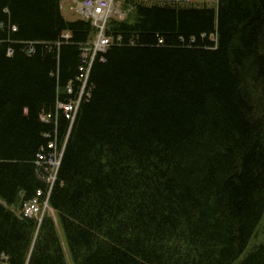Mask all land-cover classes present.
<instances>
[{
    "label": "trees",
    "instance_id": "16d2710c",
    "mask_svg": "<svg viewBox=\"0 0 264 264\" xmlns=\"http://www.w3.org/2000/svg\"><path fill=\"white\" fill-rule=\"evenodd\" d=\"M129 4L39 222L19 211L69 131L40 115L97 31L59 0H0V264H264V0Z\"/></svg>",
    "mask_w": 264,
    "mask_h": 264
},
{
    "label": "bare ground",
    "instance_id": "6f19581e",
    "mask_svg": "<svg viewBox=\"0 0 264 264\" xmlns=\"http://www.w3.org/2000/svg\"><path fill=\"white\" fill-rule=\"evenodd\" d=\"M82 1L83 0H59V8L61 10L62 15L65 17L64 11H67L70 12L73 15V17H75L73 20H69L68 18H65L67 21L90 22L93 25V27L96 29L98 34L96 33L94 39L90 40L89 42L82 43L81 45L78 46L80 53L82 55L81 65L79 68L80 73L74 81H70L68 83L66 88V93H67L66 98L62 99V95H61L62 91L59 89L58 99L55 104L54 113L48 115L43 112L40 115L41 121H43L44 123H51L53 121L55 126L58 125V121L60 117L63 116L64 119H66L69 122V131H68V135L66 136V140L64 141V143H62V145H59L57 136H53V135L51 136L50 134H46L45 137L49 139L47 145V151L44 152V150H42L44 154L41 152V155L39 156V159L36 162V166L39 170L40 179L45 180L50 190L49 192H45V193L44 191L39 190L32 200L27 201L22 205L19 211V213L21 214L23 212L24 206L37 201L36 204L39 208V212H42V210L44 212L39 217H37L36 220H38L39 222L42 221L43 216L48 211H53L52 207H50L49 205V197L51 195L50 192L53 189L58 179L69 134L78 118V115L80 113L83 104L86 103L91 98L92 88L90 87V77H91L92 69L96 64V62L99 63L106 62L107 60L106 54L115 44L114 42L115 38L107 34L108 24L113 17L119 18L117 20L124 19V12L122 8L123 3L121 0H116L115 5L113 6L111 12L108 13V15L102 17L99 16L97 18H94L92 16L90 17L91 18L90 20L79 11V7H80L79 5L83 3ZM132 2H136V0L135 1L132 0ZM133 6H134L133 4H129V6L127 7L131 9ZM95 9L96 7H93L90 4H85L83 11L85 14L91 15L93 14V12H95L94 11ZM105 38H108L111 42L107 46L102 45V41ZM72 39H73L72 33L70 31H64L60 40H58L54 44L38 43L37 45H45L46 47L55 45L57 48L60 49L62 45H64L66 42L69 43ZM2 44L3 43L0 41V47ZM29 45L34 46V43H31ZM44 195L46 197H44Z\"/></svg>",
    "mask_w": 264,
    "mask_h": 264
},
{
    "label": "built area",
    "instance_id": "2783aa9c",
    "mask_svg": "<svg viewBox=\"0 0 264 264\" xmlns=\"http://www.w3.org/2000/svg\"><path fill=\"white\" fill-rule=\"evenodd\" d=\"M122 3H123V0H121ZM148 2V4H154V3H159V4H164L165 2H188L190 0H146ZM83 3H81L79 6V11L80 13H82L85 17L89 18V20L91 19L90 17H94V18H97L99 16H106L108 15L109 12H111L113 6L115 5V2L116 0H83L82 1ZM85 4H90L92 5L93 7H96V9L94 10L95 12H93V14L91 15H87L84 13L83 9H84V5ZM95 13V14H94ZM110 42V40L108 38H105L103 41H102V45H108ZM37 201H35L34 203H31V204H27L26 205V210L28 207H30L28 210L31 211V208L32 209H37L38 206L36 204ZM26 212V211H24ZM26 216H28V213L26 214Z\"/></svg>",
    "mask_w": 264,
    "mask_h": 264
},
{
    "label": "rangeland",
    "instance_id": "374dc122",
    "mask_svg": "<svg viewBox=\"0 0 264 264\" xmlns=\"http://www.w3.org/2000/svg\"><path fill=\"white\" fill-rule=\"evenodd\" d=\"M136 2H139V3H141V4H143V5H147L148 4V2L147 1H145V0H136ZM191 3H195V4H197V5H203V4H205V3H209L210 5H213V4H215V2H216V0H191L190 1ZM125 0H123V4H122V8H123V12H124V19L123 20H126V19H128L129 18V16H130V14H131V11H132V8L131 9H129L128 7H125ZM64 15H65V18H68L69 20H73L75 17H73V15L70 13V12H67V11H64ZM112 19H119V18H115V17H113ZM81 20V19H80ZM123 20H120V21H123ZM97 34H98V32H97ZM103 35H105V34H103ZM109 43H111V42H109ZM70 121V120H69ZM70 125H71V123H70ZM30 207H28L27 208V210H26V206H24V211H26V212H24V214L26 213H28V216H24L22 213V215L24 216V217H27V218H31V219H37V217H39L41 214H43L44 212H43V210H42V212H39V208H37V209H32L31 208V211L30 210H28ZM53 211H50V213H52ZM53 214V213H52ZM262 227H261V230L264 232V220H263V222H262ZM262 234H260V232L256 235V238L257 239H261L262 238ZM253 247V245H251L250 244V247L248 248V251L251 249Z\"/></svg>",
    "mask_w": 264,
    "mask_h": 264
}]
</instances>
